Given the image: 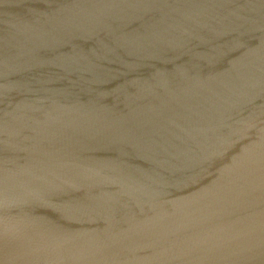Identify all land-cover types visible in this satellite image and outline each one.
<instances>
[{
    "label": "water",
    "instance_id": "95a60500",
    "mask_svg": "<svg viewBox=\"0 0 264 264\" xmlns=\"http://www.w3.org/2000/svg\"><path fill=\"white\" fill-rule=\"evenodd\" d=\"M0 264H264V0H0Z\"/></svg>",
    "mask_w": 264,
    "mask_h": 264
}]
</instances>
